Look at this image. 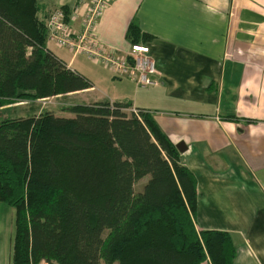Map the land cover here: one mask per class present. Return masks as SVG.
I'll list each match as a JSON object with an SVG mask.
<instances>
[{
	"label": "trees",
	"instance_id": "obj_1",
	"mask_svg": "<svg viewBox=\"0 0 264 264\" xmlns=\"http://www.w3.org/2000/svg\"><path fill=\"white\" fill-rule=\"evenodd\" d=\"M53 9L0 0V107L91 86L45 46ZM124 37L151 38L135 17ZM130 106L73 103L70 117L43 110L0 120V203L14 210L10 264H232L227 232L195 230V176L179 151L151 112Z\"/></svg>",
	"mask_w": 264,
	"mask_h": 264
},
{
	"label": "crops",
	"instance_id": "obj_2",
	"mask_svg": "<svg viewBox=\"0 0 264 264\" xmlns=\"http://www.w3.org/2000/svg\"><path fill=\"white\" fill-rule=\"evenodd\" d=\"M39 1L66 8L67 25L80 30L84 5L73 12L76 0ZM132 17L151 36L155 84L135 89L127 77L119 97L76 103L129 102L151 112L170 142L184 146L179 161L195 176V230L227 232L232 264H264V0H111L96 21L104 51L128 50ZM26 104L10 106V117L41 111ZM13 224L14 210L0 203V264L11 262Z\"/></svg>",
	"mask_w": 264,
	"mask_h": 264
},
{
	"label": "built area",
	"instance_id": "obj_3",
	"mask_svg": "<svg viewBox=\"0 0 264 264\" xmlns=\"http://www.w3.org/2000/svg\"><path fill=\"white\" fill-rule=\"evenodd\" d=\"M111 0H76L73 12L84 5L80 18V30L71 29L65 20V13L61 8H54L46 20V39L64 46L71 54L83 52L88 58L99 60L117 75H123L133 81L135 88H145L155 84L150 75L156 74L154 62L149 55L147 43L129 44L128 50L121 55L114 51H101L96 40V21L102 10ZM126 110L136 113V108L128 107ZM29 264H55L46 259Z\"/></svg>",
	"mask_w": 264,
	"mask_h": 264
},
{
	"label": "rangeland",
	"instance_id": "obj_4",
	"mask_svg": "<svg viewBox=\"0 0 264 264\" xmlns=\"http://www.w3.org/2000/svg\"><path fill=\"white\" fill-rule=\"evenodd\" d=\"M46 43L47 45L45 46H47L48 50H56V52L60 55L59 57H64L67 62L72 61V66L70 69L80 73L90 81L92 94L91 92H81L79 93L77 99L69 98L65 95H57L46 99L24 102L32 104L28 107V109L35 108L37 110V107H39V109L41 108V111L47 110L55 114L70 117L71 114L68 113L65 108L70 104L76 103L78 100H90L97 97V95H102L110 99L112 97L115 99L121 95L120 93L126 92L127 86L118 82L119 80L126 79V76L115 74V72H112L110 68L103 65L99 60L88 58L83 52L79 51L72 57L70 51H67L64 46L56 44L53 40L47 38ZM101 51L105 52L103 48H101ZM133 87L135 88L134 84ZM12 105L13 104L4 105L1 107L2 109L0 108V120L12 116L11 112L15 111L16 108L10 107ZM146 180L147 176H143L142 178L138 179L133 184V191H139Z\"/></svg>",
	"mask_w": 264,
	"mask_h": 264
},
{
	"label": "water",
	"instance_id": "obj_5",
	"mask_svg": "<svg viewBox=\"0 0 264 264\" xmlns=\"http://www.w3.org/2000/svg\"><path fill=\"white\" fill-rule=\"evenodd\" d=\"M174 145H175V147L177 148V150H178L179 152H181V151L184 150V146H181L180 143H176V144H174Z\"/></svg>",
	"mask_w": 264,
	"mask_h": 264
}]
</instances>
